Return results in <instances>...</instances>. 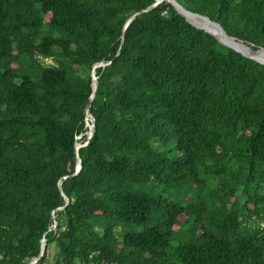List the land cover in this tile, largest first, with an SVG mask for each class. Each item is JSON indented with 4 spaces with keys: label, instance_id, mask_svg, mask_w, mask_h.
<instances>
[{
    "label": "trees",
    "instance_id": "obj_1",
    "mask_svg": "<svg viewBox=\"0 0 264 264\" xmlns=\"http://www.w3.org/2000/svg\"><path fill=\"white\" fill-rule=\"evenodd\" d=\"M176 1L264 48V0ZM154 2L0 0V264H264V65L167 2L121 44Z\"/></svg>",
    "mask_w": 264,
    "mask_h": 264
},
{
    "label": "water",
    "instance_id": "obj_2",
    "mask_svg": "<svg viewBox=\"0 0 264 264\" xmlns=\"http://www.w3.org/2000/svg\"><path fill=\"white\" fill-rule=\"evenodd\" d=\"M162 2L170 3L175 8L177 13L180 16H182L189 24H191L192 26H194L197 29L203 30L204 32H206L207 34L212 36L214 39H216L223 46L234 50L235 52L241 54L243 57L254 60L257 63L264 65V55L259 54V51L264 50V48H257L253 44L245 43V42H242V41L236 39L235 37L229 36L225 32L223 27L218 22L212 21L208 16L201 15L197 12H193V11H190V10L184 8L176 0H155V2L151 6L147 7L144 10H140L139 12L132 15L124 24L122 35H121V44L123 42L125 31H126L128 25L137 16H139L142 13L150 11L151 9L155 8L156 6L161 4ZM192 20L201 21V22L205 23L207 25V27H209L210 30L196 26L192 22ZM106 65H108V64H105V65L104 64H98V66H106ZM98 66H96V67H98ZM97 87H98L97 77H95L94 72H93L92 73V93L90 95L88 104L86 106L87 117L85 119L86 127H88V131L86 132L87 135H89L88 138H90L92 136V133L94 130V125H95V120L89 114L88 109L90 108V106L92 104V101L94 99ZM75 149H76V153H77V151H78L77 145H75ZM81 168H82V165L80 162V158L77 155V165L75 167V172L72 174V176H75L77 173H79ZM63 179H66V177H64ZM61 185H62V181L60 180L58 182V189L62 192ZM62 196L64 197L65 205L61 208H58L57 210H62L68 204V199L66 198V196L63 193H62ZM45 249H46V240L42 239L39 255L36 258H34L31 262H29V264H35L41 257H43V255L45 253Z\"/></svg>",
    "mask_w": 264,
    "mask_h": 264
},
{
    "label": "rangeland",
    "instance_id": "obj_3",
    "mask_svg": "<svg viewBox=\"0 0 264 264\" xmlns=\"http://www.w3.org/2000/svg\"><path fill=\"white\" fill-rule=\"evenodd\" d=\"M42 60H43V62H44L45 64H48V65H52V64L54 63L51 59H42ZM86 135H87V133H86ZM88 137H89V135H87V138H88ZM80 138H81L80 136L77 137L78 142H77L76 145H77L78 148H80V147L84 144V142H80V141H81ZM78 144H79V145H78ZM262 227H264V223L262 224ZM53 254H54V246L52 245V246H51V249H50V251H49V260L52 259Z\"/></svg>",
    "mask_w": 264,
    "mask_h": 264
},
{
    "label": "bare ground",
    "instance_id": "obj_4",
    "mask_svg": "<svg viewBox=\"0 0 264 264\" xmlns=\"http://www.w3.org/2000/svg\"><path fill=\"white\" fill-rule=\"evenodd\" d=\"M192 22L196 25V26H199V27H202V28H205L207 30H210L209 27H207V25L201 21H196V20H192ZM259 54L260 55H264V50H260L259 51ZM79 145V144H78Z\"/></svg>",
    "mask_w": 264,
    "mask_h": 264
}]
</instances>
